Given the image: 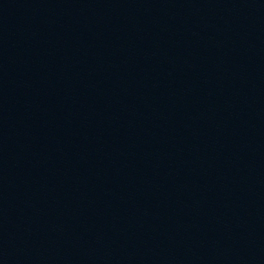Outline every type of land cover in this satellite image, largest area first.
<instances>
[{
	"label": "water",
	"instance_id": "water-1",
	"mask_svg": "<svg viewBox=\"0 0 264 264\" xmlns=\"http://www.w3.org/2000/svg\"><path fill=\"white\" fill-rule=\"evenodd\" d=\"M0 264H264V0H0Z\"/></svg>",
	"mask_w": 264,
	"mask_h": 264
}]
</instances>
